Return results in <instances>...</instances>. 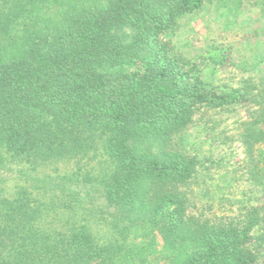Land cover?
Here are the masks:
<instances>
[{"label":"trees","instance_id":"trees-1","mask_svg":"<svg viewBox=\"0 0 264 264\" xmlns=\"http://www.w3.org/2000/svg\"><path fill=\"white\" fill-rule=\"evenodd\" d=\"M202 3L0 0V264H264L263 201L212 218L184 191L201 161L175 138L249 94L209 89L165 39ZM253 96L248 153L264 82ZM6 158L77 169L9 186Z\"/></svg>","mask_w":264,"mask_h":264},{"label":"rangeland","instance_id":"rangeland-1","mask_svg":"<svg viewBox=\"0 0 264 264\" xmlns=\"http://www.w3.org/2000/svg\"><path fill=\"white\" fill-rule=\"evenodd\" d=\"M165 39L180 58L195 67V76L209 89L226 94L249 92L243 100L199 112L190 127L175 138L181 150L201 161L197 174L184 187L190 212L212 218L235 216L245 205L264 202V174L260 173L264 146L248 153L241 139V124L257 106L252 95L264 82V0H203L198 10L180 17ZM6 161L9 186L22 173L36 176L55 168V174L64 175L77 169L74 164L48 167ZM82 171L97 170L83 166ZM49 212L52 217L54 212ZM96 231L103 234L106 230Z\"/></svg>","mask_w":264,"mask_h":264}]
</instances>
